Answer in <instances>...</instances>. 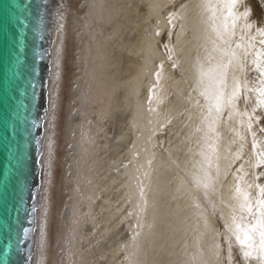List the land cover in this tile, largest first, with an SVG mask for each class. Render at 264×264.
I'll return each instance as SVG.
<instances>
[{
    "label": "bare ground",
    "instance_id": "obj_1",
    "mask_svg": "<svg viewBox=\"0 0 264 264\" xmlns=\"http://www.w3.org/2000/svg\"><path fill=\"white\" fill-rule=\"evenodd\" d=\"M226 3L79 1L55 264H264V0Z\"/></svg>",
    "mask_w": 264,
    "mask_h": 264
},
{
    "label": "water",
    "instance_id": "obj_2",
    "mask_svg": "<svg viewBox=\"0 0 264 264\" xmlns=\"http://www.w3.org/2000/svg\"><path fill=\"white\" fill-rule=\"evenodd\" d=\"M80 0H0V264H55Z\"/></svg>",
    "mask_w": 264,
    "mask_h": 264
},
{
    "label": "snow or ice",
    "instance_id": "obj_3",
    "mask_svg": "<svg viewBox=\"0 0 264 264\" xmlns=\"http://www.w3.org/2000/svg\"><path fill=\"white\" fill-rule=\"evenodd\" d=\"M229 8V14L231 15V9L236 7L235 0H227L225 5ZM250 12L246 10L245 15H249ZM261 35L264 36V29L261 30ZM261 44H264V39L260 41ZM260 60V54L257 55V61ZM260 75L264 77V68L259 69ZM264 93V90H262ZM264 103V102H261ZM261 194H264V189L261 190ZM246 211L249 214H252V206L249 204ZM258 233L260 237V245L262 250H264V199L257 200V207L255 209V220L250 225H236V240L239 245L242 247H247L249 240L252 239V233Z\"/></svg>",
    "mask_w": 264,
    "mask_h": 264
}]
</instances>
